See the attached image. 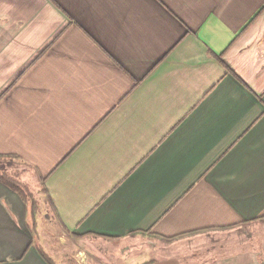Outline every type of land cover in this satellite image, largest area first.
<instances>
[{
	"label": "crops",
	"instance_id": "obj_1",
	"mask_svg": "<svg viewBox=\"0 0 264 264\" xmlns=\"http://www.w3.org/2000/svg\"><path fill=\"white\" fill-rule=\"evenodd\" d=\"M40 248L264 264V0H0V264Z\"/></svg>",
	"mask_w": 264,
	"mask_h": 264
},
{
	"label": "trees",
	"instance_id": "obj_2",
	"mask_svg": "<svg viewBox=\"0 0 264 264\" xmlns=\"http://www.w3.org/2000/svg\"><path fill=\"white\" fill-rule=\"evenodd\" d=\"M2 182L17 192L24 202L29 206V227L32 231V233H37V214H38V204L36 203L33 194L29 190V188L25 185L22 184L15 179L7 176V175H2L1 176ZM40 254L42 257L49 263V264H54L52 259L44 252L42 248L39 249Z\"/></svg>",
	"mask_w": 264,
	"mask_h": 264
},
{
	"label": "rangeland",
	"instance_id": "obj_3",
	"mask_svg": "<svg viewBox=\"0 0 264 264\" xmlns=\"http://www.w3.org/2000/svg\"><path fill=\"white\" fill-rule=\"evenodd\" d=\"M2 160V159H1ZM4 169H5V166H4ZM3 168H2V171L3 172H5L6 171V169L4 170ZM34 199H35V201H36V203L37 204H39L38 203V201H37V198H35L34 197ZM40 209V208H39ZM39 209H38V211H39ZM58 229L56 228V230H54L53 231V233L51 234V240H52V242H53V244H54V248H53V250H58L59 251V249H58V244H59V240H57V231ZM65 248L67 249V253H73L74 252V250H73V248L72 247H70V246H65ZM52 255H55V256H57V253H56V251H54V253H52Z\"/></svg>",
	"mask_w": 264,
	"mask_h": 264
}]
</instances>
